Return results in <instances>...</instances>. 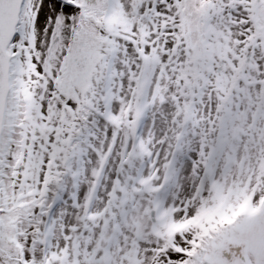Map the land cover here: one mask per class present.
Wrapping results in <instances>:
<instances>
[{
    "label": "snow or ice",
    "instance_id": "obj_1",
    "mask_svg": "<svg viewBox=\"0 0 264 264\" xmlns=\"http://www.w3.org/2000/svg\"><path fill=\"white\" fill-rule=\"evenodd\" d=\"M0 264H264V0H0Z\"/></svg>",
    "mask_w": 264,
    "mask_h": 264
}]
</instances>
